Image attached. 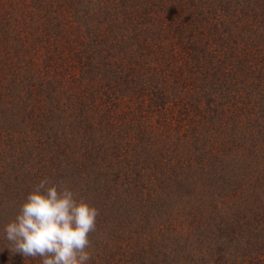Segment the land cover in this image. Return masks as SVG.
<instances>
[{
    "label": "trees",
    "instance_id": "obj_1",
    "mask_svg": "<svg viewBox=\"0 0 264 264\" xmlns=\"http://www.w3.org/2000/svg\"><path fill=\"white\" fill-rule=\"evenodd\" d=\"M45 179L89 264H264V0H0V228Z\"/></svg>",
    "mask_w": 264,
    "mask_h": 264
},
{
    "label": "clouds",
    "instance_id": "obj_2",
    "mask_svg": "<svg viewBox=\"0 0 264 264\" xmlns=\"http://www.w3.org/2000/svg\"><path fill=\"white\" fill-rule=\"evenodd\" d=\"M98 210L78 200L68 187L41 180L20 205L2 235L15 253L39 257L41 264H89V234Z\"/></svg>",
    "mask_w": 264,
    "mask_h": 264
}]
</instances>
